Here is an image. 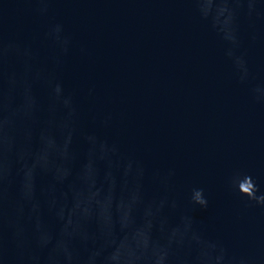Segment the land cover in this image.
Instances as JSON below:
<instances>
[{"label":"water","instance_id":"water-1","mask_svg":"<svg viewBox=\"0 0 264 264\" xmlns=\"http://www.w3.org/2000/svg\"><path fill=\"white\" fill-rule=\"evenodd\" d=\"M0 5L3 39L24 50L0 62V264H18L15 232L33 264H242L264 208L227 177L264 190V0H213L207 17L195 0ZM61 21L67 56L49 33Z\"/></svg>","mask_w":264,"mask_h":264},{"label":"clouds","instance_id":"clouds-1","mask_svg":"<svg viewBox=\"0 0 264 264\" xmlns=\"http://www.w3.org/2000/svg\"><path fill=\"white\" fill-rule=\"evenodd\" d=\"M9 0H5L8 3ZM22 3H28L35 5L30 11L40 16H47L52 9L50 8L53 0H19ZM198 6L200 14L207 17L210 14L213 0H195ZM7 9L3 5H0V62H2L12 52H23V49L12 42L3 39L5 32V25ZM50 35L56 41L58 51L61 56H67V54L77 46L76 40L72 33H70L65 24L57 22L50 26ZM79 51L82 55L87 56L88 50L79 46ZM237 64L242 65L243 71L239 73L238 78L243 83L249 75V70L245 61L237 58ZM254 98L260 102H264V88H257L253 90ZM111 115H106L105 120H110ZM9 150V142L0 136V211L7 199V182L10 175L7 152ZM228 186L236 191L240 196H244L247 200L253 202L255 205L264 208V190H261L252 179L251 176L240 173L239 171L231 172L227 177ZM33 192V186L31 181H27L21 188V197L25 200L31 199ZM190 200L193 204H198L202 207H206L208 200L204 195L203 189L193 188L190 193ZM16 246L18 249V264H33V262L24 256L25 242L23 235L19 232L14 233ZM3 256V243L0 240V258ZM242 264H264V237L256 243L252 250L243 258Z\"/></svg>","mask_w":264,"mask_h":264}]
</instances>
